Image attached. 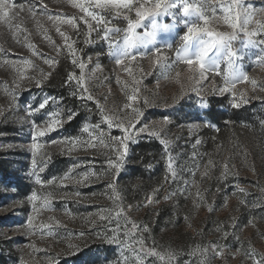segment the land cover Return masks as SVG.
<instances>
[{
    "label": "rangeland",
    "instance_id": "obj_1",
    "mask_svg": "<svg viewBox=\"0 0 264 264\" xmlns=\"http://www.w3.org/2000/svg\"><path fill=\"white\" fill-rule=\"evenodd\" d=\"M9 2L15 7L9 14L8 23L0 21V264H117L123 259L121 246L97 238L106 228H114L116 221H100L95 215L100 208L113 207L109 199L111 190L107 188L113 181L121 196L122 207L127 210L128 205L133 206L126 215L141 229L147 225L150 230L148 233L137 231L135 237L143 235L148 245L155 240L161 250H177L180 264H198L199 258L188 254L196 244L208 248L210 264H252L244 255L250 250L257 258L264 256V91L259 87L264 86V45L247 44V37L243 35L234 42L236 67L240 73L257 81L255 90L251 83L240 82L231 92H214L211 73L207 82L196 84L188 80L191 73L186 65L177 64L170 73L161 66H154L151 45L147 56H137L135 61L117 66L109 55L108 41L101 38L104 35L102 28L91 33V43H85L87 28L79 22L83 13L69 0ZM241 3L254 13L250 29L256 27L257 20L264 22V0H241ZM45 7L46 13L42 11ZM49 14L75 17L79 30L49 20ZM104 15L112 20L110 26L125 27L122 18L113 19L107 12ZM162 23L172 24L173 21L171 17H164ZM56 27L75 42V58L85 63L83 71L90 77L86 86L110 114H130L131 109H123V105L127 103L126 93L132 94V89L136 88L137 101L133 106L139 107L143 113L137 129L147 124L149 130L163 133L159 138L148 132L139 133L135 142L130 141L119 173L108 168L107 163L109 159H115V152L101 146H77L69 152L71 146L61 143L65 138L88 140V133L82 129L88 125L92 131V126L100 122V116L93 101L72 95L76 90L75 81L64 83L66 96L63 97L51 92L46 86L47 79L41 76V73H52L61 60L69 72L77 76L81 72L71 63L72 57L68 55ZM209 27L230 31L222 22L212 21ZM146 30L144 27L137 29L140 33ZM182 31L183 25H180L172 31H158L156 34L157 46L173 44L172 51L164 49L169 57L168 63L175 60L174 38ZM45 35L51 38V42L44 38ZM253 39H264V35ZM27 44L33 45L34 49L26 47ZM33 50L37 55H33ZM44 58L58 63L49 66L44 63ZM22 60H30L34 67L26 68L25 78L20 80L17 68L22 67ZM177 71L181 73L179 83L170 78ZM35 79L42 80L41 87H36ZM215 83L222 85L219 77L215 78ZM16 84L20 86L16 87ZM194 88L198 91H193ZM45 98L49 101L46 108L29 116L28 109L38 107ZM174 98L179 99L174 102ZM233 103L240 106L234 108ZM70 110L78 115L68 121ZM213 112L226 113L224 123L236 124L240 132H231L223 143L216 142L208 148V133L216 131L219 126L213 119ZM55 113L60 114L57 118L62 126L34 140L37 129L33 121L44 127L45 122L53 118L50 114ZM232 113H235L234 118L230 116ZM165 117L169 122L162 125ZM102 127L114 136L123 135L116 127L110 130L107 125ZM162 140L167 141V149ZM140 142L158 143L159 157H152L146 170L161 166L163 172L160 182L152 184L144 198L136 191L128 197L124 185L131 178L132 148ZM34 143L41 147L34 151ZM169 155L174 160L178 176L174 182L166 183L164 177ZM209 161H213L214 166L210 167L208 176L202 177ZM225 163L228 165L227 175L222 176ZM89 172L105 174L75 182ZM66 175L70 178L63 180L66 187H61V178ZM53 178L56 183L49 185L47 181ZM37 179L41 183H37ZM193 181L205 197V203L199 208L193 204L196 193ZM158 187L160 191L155 200L159 203L143 206L146 197ZM184 188L189 191L181 194L179 189ZM77 192L80 195H75ZM169 192L177 195L165 200ZM33 193L39 197L36 201L29 199ZM49 193V205L44 206L43 198ZM137 205H140L138 209ZM29 217H32L31 227ZM120 224L123 228V219ZM127 227L131 228V224ZM218 227L221 231H217ZM82 232L84 235L80 236ZM212 244L220 245V256L214 255ZM146 264H159V261L148 258Z\"/></svg>",
    "mask_w": 264,
    "mask_h": 264
},
{
    "label": "snow or ice",
    "instance_id": "obj_2",
    "mask_svg": "<svg viewBox=\"0 0 264 264\" xmlns=\"http://www.w3.org/2000/svg\"><path fill=\"white\" fill-rule=\"evenodd\" d=\"M74 8H78L83 15L79 17V22H82L86 28L85 43H91V33L97 29H101L104 35L102 39L108 41L109 55L114 58L117 66L124 65L126 61H135L137 56L144 57L149 54L148 46L151 45L152 63L154 66H161L167 72H171L177 64H183L187 66V71L191 73L188 76L189 81H195L196 84H200L201 81L207 82L209 79V73L213 77V91H219L220 93L231 92L235 88L237 83L249 82L253 85L255 90L257 81L250 79L246 74H242L236 67L237 50L234 48V42L243 35L247 37V44L264 45V39H253L258 36L264 35V22L257 20L256 27L250 29V25L253 23V11L249 10L241 0H69ZM15 7L9 0H0V21L8 23V18L11 10ZM99 9L101 11H95ZM29 11H32L30 8ZM47 12L46 7L42 10ZM107 12L113 19L122 18L125 22V27H112V20H109L104 13ZM35 15V13H33ZM164 17H171L173 23H162ZM48 19L57 23H66L71 25L73 29L79 30V23L75 17H61L60 15L53 16L48 15ZM222 22L224 26L230 31H219L212 27H209L210 22ZM147 22V23H146ZM183 25L182 33H177L175 39V60L172 63H168L169 57L164 51L167 49L169 52L173 50L172 43H165L162 47L157 46L156 34L158 31H172L175 28ZM144 27L147 30L143 33L137 31V29ZM56 32L63 38L64 46L68 50V55L72 57L71 63L74 66H78L81 69L80 74L77 76L75 73L69 72L65 84H69L75 81L76 90L72 93L73 96L81 100L93 101L96 104L97 113L100 116V122L92 126L93 130H89V126L85 125L82 129L83 132L88 133V140H81L79 137L65 138L64 143L70 145L68 151H73L77 146L86 148H96L101 146L105 149H109L115 152V159H109L107 161L108 168L114 169L116 173H119L124 163L125 157L128 153L129 142H135L139 133L148 132L150 136L161 137L162 131L152 129L149 130V126L144 124L143 127L137 129L136 125L140 122L143 115L139 107H134V103L137 101L138 89L133 88L132 94H127V103L123 105V109H131V113H125L120 116L116 114H110L105 106L96 99L88 87L86 81L90 77L83 71L85 69V63L81 60L78 61L76 57V50L74 48V41H70V37L56 27ZM99 35V32H97ZM45 39L51 42V38L45 35ZM119 41V43H117ZM26 47L34 49V46L27 44ZM144 48L145 51L141 52L140 49ZM60 49L57 48L59 54ZM33 55L37 53L33 50ZM90 59V58H89ZM7 62V61H6ZM44 63L52 66L58 61L54 59L44 58ZM22 67L17 68L19 72V79L23 80L24 70L28 67H34L30 60H22L20 62ZM127 71V69H125ZM94 74V73H93ZM51 73H41L44 80L48 79ZM181 73L177 71L175 76L170 78L175 79L179 83V77ZM198 75V79L196 76ZM219 77L222 81V85L215 83V78ZM29 79H34L29 77ZM36 87L42 86L41 79H35ZM19 87V84L15 85ZM261 91H264V86H259ZM193 91H198L194 88ZM183 92V88H182ZM15 98V93H13ZM176 99L174 98V102ZM49 103L48 98H45L43 102L36 108H29L28 115L34 116L40 112L41 109H45ZM234 108H238L240 105L233 103ZM53 118L46 121V126L39 127L33 121L34 127H36L33 139L36 137L44 136L48 132L55 131L56 128L62 126L61 120L57 117L59 113L50 114ZM78 115L73 111H68L67 120L71 121ZM168 118L165 117L162 121V125L168 123ZM102 125H107V129L116 127L123 133L122 136H114L110 131L106 132ZM262 127H264V121H262ZM167 149V141H161ZM53 143H56L55 141ZM200 143L199 140L196 141ZM41 147L40 144L34 143L32 145L33 150H37ZM195 157V153L193 154ZM35 163V161H34ZM214 166L213 161H209L205 165V171L201 174L202 177L209 175L210 167ZM225 171L222 176L227 175L228 165H224ZM43 171V169H41ZM105 173H86L82 180L75 181L81 183L84 180H88L91 176H97L100 178ZM195 176V173H192ZM178 173L174 167V160L171 155L168 156V162L166 165V175L164 180L166 183L174 182L177 179ZM69 175L61 178V187H66L63 184V180L69 179ZM37 183H41L37 179ZM49 185L56 183V179L53 178L47 181ZM193 186L196 187L195 197L193 204L196 208H199L201 204L205 203V197L202 194L199 185L193 181ZM107 188L111 190L109 199L113 202L112 208H100L95 214L100 221H108L111 223L116 221L114 228H106L102 233L97 235L98 239H103L109 244H117L121 246L123 257L122 260H118L117 264H146L148 258H155L159 261V264H180L179 255L177 250L167 248L161 250L155 240H152L151 245H148L146 238L141 235L135 237V232L142 231L148 233L150 230L147 225L141 226L133 222L127 215L126 211L132 210L133 206L128 205V209L122 207L121 196L116 188V183L113 181L107 185ZM160 191V188L153 189L152 195L146 197V203L143 206L151 203H159L155 200V195ZM181 194L189 191L187 188L179 189ZM239 191L243 192V189ZM189 194H191L189 192ZM80 195V193H75ZM176 192H169L164 199L168 200L176 196ZM51 194L43 198L44 206L49 205ZM29 199L36 201L39 197L33 193ZM244 203V201H241ZM137 209L140 205L136 206ZM35 208V205H34ZM211 211V207L208 209ZM124 220V227H121L120 220ZM187 219V217L185 218ZM59 222L57 221V224ZM94 223V222H93ZM131 224V228L127 226ZM32 225V217H29V226ZM43 228L50 227L49 225H41ZM217 231H221L218 227ZM110 233V234H109ZM51 234V233H49ZM83 236L84 233H80ZM135 237V243L133 238ZM224 238H227V232L225 231ZM72 247V245H69ZM214 255L220 256L222 254L221 247L218 244L211 245ZM239 251V249L237 250ZM125 253H128L125 255ZM208 248L196 244L192 246L189 255H193L199 258L198 264H210V258L207 255ZM245 257L252 261V264H264V256L257 258L254 251H248L244 253Z\"/></svg>",
    "mask_w": 264,
    "mask_h": 264
},
{
    "label": "trees",
    "instance_id": "obj_3",
    "mask_svg": "<svg viewBox=\"0 0 264 264\" xmlns=\"http://www.w3.org/2000/svg\"><path fill=\"white\" fill-rule=\"evenodd\" d=\"M64 61L61 60L55 70L48 77L46 86L47 88L56 94L61 96H66L64 90L65 80L68 76V68L63 66ZM213 119L219 125L216 131H211L208 133V148L213 147V143H223L231 132H240L239 127L235 125H228L224 123V119L227 117L226 113H212ZM234 118L235 113L230 115ZM234 121V119H233ZM234 131H231V130ZM160 154V146L157 142H140L133 146L132 155L130 159L129 171H130V181L126 182L125 193L128 197L136 191V193L144 196L148 193L149 187L152 184H158L160 182V177L163 172L161 166H156L151 171L146 170V164L150 159L158 158Z\"/></svg>",
    "mask_w": 264,
    "mask_h": 264
}]
</instances>
